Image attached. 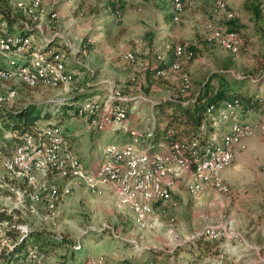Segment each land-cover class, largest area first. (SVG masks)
<instances>
[{"label":"rangeland","instance_id":"rangeland-1","mask_svg":"<svg viewBox=\"0 0 264 264\" xmlns=\"http://www.w3.org/2000/svg\"><path fill=\"white\" fill-rule=\"evenodd\" d=\"M195 4L196 0L186 3L181 20L175 22L172 0H0L3 12L22 21L20 26L15 25L10 30L8 24L1 21L3 33L16 37L22 34L21 29L26 24L30 29L27 37L32 42L31 56L27 51L0 56V66L8 69L13 68V63L22 65L39 55L37 52L44 58L59 53L73 77L72 83L58 89L29 86L19 76H13L10 83L0 81L3 96L9 88L18 90L17 97L14 95L17 99L10 100L14 96L9 95L1 108L13 110L31 103L46 104L49 100L70 98L81 89L89 99L80 102L95 104L106 116L102 130L89 115L81 116L73 107L68 108L64 116L56 114L38 122L43 131H48L50 126L60 127L65 150L75 157L83 173V177L74 172L48 174L49 188L59 185L70 190L59 204H51L48 200L45 204L47 192L42 194L41 203L33 202V188L4 169L3 162L11 157L18 140L9 132L0 133V209L16 210L12 224H0V248L11 243L6 228L26 232L32 227L51 239L61 240L39 247L40 251L30 250L24 264H87L90 259L99 257L105 259L104 264H169L172 256L178 258L182 248L205 238L222 242L237 264H264V213H259L264 206V109L256 121L241 123L253 124L254 130L237 146L240 155L229 169L232 175L230 185L227 183L230 192L214 190L195 194L190 183L191 168L171 197L155 204L146 229L138 228L133 211L121 200L119 187L106 178L95 177V171L108 162V151L124 148L120 145L125 136L129 137L125 144L137 152H144L152 144L149 134H146L148 139L143 150L134 143L130 132H136L129 127L132 126L130 113L152 131L156 123L165 125L157 113L156 105L160 101L181 95L194 100L212 73H224L230 82L264 80V32L254 38L245 35L241 51L231 55L211 41L207 26L217 24L218 20L208 16L209 12H191ZM210 8L213 14L225 15L228 20H239L243 13L242 7L230 8L227 0H212ZM229 14L233 17L229 18ZM0 19L3 20L1 11ZM220 27L227 29L223 25ZM254 29L252 26V32ZM47 38H57L58 44L42 52L40 47L36 48L37 43ZM177 46L193 53L194 59L181 62L182 72L159 78L155 67L159 64L158 69H168ZM192 47L197 49V56ZM160 54L165 57L163 65L157 60ZM130 57L135 58L134 63L128 60ZM226 66L229 67L227 71ZM175 80H179V86H173L176 90L169 87L170 81ZM186 83L191 89L183 92ZM111 89L120 97L114 96ZM90 90L93 91L87 93ZM122 102L128 105L120 109L125 116L109 120L113 113L119 112L115 106ZM219 112L215 113L216 117ZM241 119L246 120L243 116ZM232 121L230 118L229 122ZM229 122L225 124V131ZM235 122L240 123L239 114ZM144 129L147 130L145 127L139 130ZM258 134L261 135L254 137ZM249 138L252 139L246 144ZM160 142L158 149L169 148V144Z\"/></svg>","mask_w":264,"mask_h":264},{"label":"bare ground","instance_id":"bare-ground-1","mask_svg":"<svg viewBox=\"0 0 264 264\" xmlns=\"http://www.w3.org/2000/svg\"><path fill=\"white\" fill-rule=\"evenodd\" d=\"M190 1L191 0H172L173 19L175 22L181 20L186 3ZM262 9H264V6ZM2 24L3 23L0 24V56L9 57L10 54L18 55L26 51L30 53L31 56V40L29 37L26 38L30 31L29 27L25 24L21 29L22 34H18L14 37L11 34L3 33L4 30H1ZM7 29L10 30L8 27ZM207 29L211 32V41L216 45L232 54H238L240 52L243 46V38L240 33L227 31L214 24H209ZM230 36H232V40L228 41L227 39H230ZM37 53L39 55L29 58L28 61L22 63V65L15 66L16 64L13 63V68L8 69L5 66H0V81L10 83V80H13V76H19L22 81L29 86H47L54 87L55 89L73 82V77L70 72L67 71L66 62L64 57H61V54L57 53L53 60L47 64L44 56L40 55L42 53ZM173 54L176 61L171 65L169 70L158 69L156 75L159 78L165 79L171 72H182L183 68L181 62L183 60H193L195 57L193 53L188 52L182 46L174 48ZM128 60L131 61V63L135 62V58L133 57L128 58ZM157 60L160 64L165 63V57L161 54L157 56ZM28 73L31 74L32 80L28 81ZM190 88V84H184V91H188ZM17 94L18 90L15 88H9L6 96L0 93V105L8 101L9 95L16 96ZM15 96L10 100H15L17 97ZM94 105L95 104L78 102L76 104V111H78L81 116L89 115L90 118H92V122L102 130L106 116L103 110H100ZM123 106L128 105L123 102L120 104L118 103L115 109L119 112L113 113L112 116L109 117V120L112 121V119H114L113 117L116 119L122 116L124 117L125 115L120 112ZM217 111H220L219 117H216L217 115L215 113ZM124 114H126V112H124ZM229 119L226 111L223 109L210 107L207 110V118L201 126H204L205 130L209 122L212 124L215 131L213 135L210 136V140L204 145H202L199 139L188 138L169 144L168 149H158L159 145L153 143L148 145L144 152H137L129 145L124 146L122 150L111 148L108 151L109 160L107 163L120 166L119 171L117 173L104 171L105 165H103L95 171V177L106 178L119 187L122 202L131 208L135 215L136 224L141 230L146 229L149 218L154 212L155 204L159 201L168 200L176 185L184 178L191 168L192 177L190 183L195 194H202L210 189L227 194L230 192V187L225 183L223 173L232 166L238 144L244 138L251 136L254 130L253 124L239 125L235 123V118L232 122H229ZM227 122L230 123V126H228V130L225 131L221 127L223 123L226 124ZM47 129L48 131L40 130L39 125L36 124L23 135L9 133L10 136L17 138L18 144L15 145L11 157L4 160L3 167L6 171L14 174L17 178L25 181L33 188V193L31 195V200L33 202L41 203L43 201L42 194L47 192L49 195L47 199L48 202L51 204H59L61 198L69 195L70 190L68 188H62L59 185L49 188V183L46 181L48 174L58 171L63 174L74 172L75 175L81 177H83V175H80L82 172L77 166L75 157L69 151L65 150V141L61 137L62 132L60 127L50 126ZM204 130H202V132H204ZM217 131L219 133H216ZM25 135H32L33 137L26 138ZM44 144L53 146V150L50 147H44ZM24 146L43 149V151H31V159H35V170L40 174V177L36 181L27 180L20 171L12 170V165L16 162V150L18 147ZM222 150L227 151L222 159H218L219 167L212 173H204L198 171L195 165H188L189 158L190 164L204 163L219 156ZM190 151L192 153L191 155ZM163 178H170L166 186L165 184H159V179ZM92 186L94 185L92 184ZM123 186H126L127 193H123ZM104 263L105 259L102 257L92 258L87 262V264ZM145 264L154 263L146 262Z\"/></svg>","mask_w":264,"mask_h":264},{"label":"trees","instance_id":"trees-1","mask_svg":"<svg viewBox=\"0 0 264 264\" xmlns=\"http://www.w3.org/2000/svg\"><path fill=\"white\" fill-rule=\"evenodd\" d=\"M261 4V2H258L252 7L253 13L256 17L264 14L263 9L260 8ZM0 11L3 15V20L0 19V22L2 21L8 24V28H12L15 25L20 26L22 24V21L17 17H13L10 13L3 12L1 9ZM23 26H25V24ZM225 26L229 29H226L227 31L240 33L244 39V44L245 35H247V31L245 30L246 27L244 25L239 24L236 18H232L226 22ZM27 36L26 38H28ZM57 44V38H47V40H43L38 47L41 48L42 52H45L49 51L52 46ZM192 50L197 56V49L192 47ZM55 55H57V53L45 58L46 63H50ZM172 59L173 57L170 58V60ZM175 61L176 58L174 56V61L168 65L169 68L167 70L170 69ZM158 67L159 64L155 67L156 71ZM228 68L229 67L226 66L225 71H227ZM159 69L166 68L160 67ZM172 73L173 72L170 74ZM215 80H217L216 83H214ZM251 82L252 83H250V80H235L230 82L224 73H212L203 82L200 90L194 96V100L186 99L184 96L165 98L156 105L158 117L164 121L165 125L161 126L160 123H156V125L152 127L153 133L150 142L153 144H159L158 142L161 141L160 143L172 144L182 139L191 138L201 140L202 145L206 144L215 131L212 124L209 122L207 123L206 130H204V132L201 130V125L205 122L207 118V110L210 107L225 110L228 117L231 119H234L237 114H239L240 123L237 124L245 125L241 123H245L249 120H242L241 116L245 117V115L250 112H258L261 114L264 109V95H260L258 89L259 86L264 83V80L252 79ZM83 96L86 95L77 94L62 100H49L46 104L31 103L18 108L15 107L13 110H5L0 107V133L2 135L4 132L23 135L28 132L33 125L40 124L38 123L40 120H45L56 114L58 116H64L65 111L70 107L75 108L76 112V104L84 99H89L88 97L84 98ZM225 126V123H223V130H225ZM171 132L174 133L170 135ZM15 211L0 209V224L4 222L11 223ZM5 233L9 240H11V243L8 244L7 247L0 248V264H24V258L30 250L37 248L40 251L42 249L39 247L48 246L54 240H61L57 237H52L51 239L40 229L32 227L26 232H21L16 228H6ZM207 238L217 239V237L211 236H207ZM204 240H206V245H210L211 242H213L206 238ZM219 263L221 262L215 261L213 264ZM180 264L192 263L185 260Z\"/></svg>","mask_w":264,"mask_h":264},{"label":"crops","instance_id":"crops-1","mask_svg":"<svg viewBox=\"0 0 264 264\" xmlns=\"http://www.w3.org/2000/svg\"><path fill=\"white\" fill-rule=\"evenodd\" d=\"M227 1L229 4V7L232 9H239L240 7H242V12H243L241 14L242 18L240 17V19L238 20V23L241 25H244L246 27L245 30L247 31V35L250 34L249 36L251 38H254L255 36H258L260 32H262V31L264 32V14L256 17L253 13V10H252V7L254 5H256L258 2L262 3L260 6V8L262 9V7L264 6V0H227ZM211 2H212V0H196V4L192 8H190V10H191V12L193 11L194 14H198L199 12H202V13L209 12L208 16L211 15V16L215 17L216 20L219 21V22L217 21V24L214 23L216 26L219 25V27H220L223 25V27L227 28V26H224V25L226 24L228 19L226 18L225 15H220V16L218 15L217 16V15L213 14L211 11V8H210ZM186 13H187V11L185 12L184 16L186 15ZM228 17L232 18L233 16H232V14H229ZM252 26L255 27L253 32L251 30ZM40 43H37V44L39 45ZM36 48H39V47L37 46ZM225 52L229 53L228 51H225ZM229 54H231V53H229ZM169 65H170V62H169ZM193 67H195V65H193ZM173 86L178 87L179 86V80L178 81L177 80L170 81L169 87L171 89L173 88L174 90H176V87H173ZM258 89H259L260 95H264V83L261 84ZM92 91L93 90L87 91V93L92 92ZM182 91L186 92V91H184V88H182ZM77 94L85 95L86 92H83V90L80 89V92ZM181 96L183 97L184 95H181ZM83 97L86 98L89 96H83ZM83 101H86V99ZM260 116L261 115L258 112H250V113L245 115V118H246V120H249V121H251V120L256 121L257 119L260 118ZM135 118L136 117L130 113L129 123L132 126H130L129 124L128 125L133 131H135L137 133L136 134V133L130 132L132 135L131 136L132 140H134V143H136L139 146L138 147L139 149L143 150L147 144V139H148L147 135L148 134L152 135V131L150 129H148V128H151L150 126L148 127L147 124L146 125L141 124V122L137 120L138 118L136 120H135ZM254 123H258V122H254ZM141 127H145V128H147V130L144 129L145 131L141 132L140 131ZM112 131L113 130H110V132L113 134L114 132H112ZM117 132H119V131H117ZM259 135H261V134H258L254 137H257ZM254 137H252V138H254ZM252 138L247 139L245 141V143L247 144V141H249ZM128 140H129V137L125 136V138L123 139L122 144L120 146H122V147L126 146L127 144H125V143ZM239 149L240 148H238V147L236 148V156H235L234 162L237 159V157L240 155ZM102 163H103V161L100 162V164L97 166V168L100 165H102ZM233 163H232V165H233ZM230 168H231V166L228 169H226L223 173V179H224L225 183H228L229 185H230V181H231V177H232L231 171L229 170ZM212 191H214V190L210 189V190L206 191L204 194L210 193ZM261 212L264 213V206L261 207L259 213H261ZM233 247H236V246H233ZM256 248H258V247H256ZM227 249L228 248L225 247L224 244L222 242H219V241L218 242L213 241V242H211L210 245H206V240L198 242V243H194V245L188 244L186 247H184V249L182 248V252L178 256V258H176L175 256H172L170 258L169 264H178L182 261L184 262V260H188L192 264H213L215 261H220L221 263H225V264H237L236 259H234V257L231 254L227 253ZM175 258L177 260H174ZM182 258L184 260H181Z\"/></svg>","mask_w":264,"mask_h":264},{"label":"built area","instance_id":"built-area-1","mask_svg":"<svg viewBox=\"0 0 264 264\" xmlns=\"http://www.w3.org/2000/svg\"><path fill=\"white\" fill-rule=\"evenodd\" d=\"M264 12V9H263ZM228 41L232 40V36H230V39H227ZM241 41V40H240ZM32 80L31 74L28 73V81ZM114 93V95L119 96V94H116L115 89H111ZM206 126V125H205ZM91 131H92V126H90ZM201 130H204V126H201ZM26 138H32V135H25ZM189 145V144H188ZM44 147H50L53 150V146H49L48 144H44ZM230 148V145H229ZM31 151H43V149H36L32 146H24V147H18L16 150V162L12 165V170H18L22 173L24 177H26L27 180H32L36 181L39 177L40 174L35 170V159H31ZM227 150H222L220 152V155L217 156L216 158L206 161L204 163H198V164H190V158L188 160V165H195L198 171H202L204 173H212L214 170H216L218 166V159H222L223 155L225 154ZM190 151V155H191ZM149 156V155H147ZM187 165V166H188ZM59 166V164H58ZM119 167L117 165H110L109 163L106 162L105 164V170L104 171H110V172H118ZM10 173V172H9ZM80 175H83L81 173ZM170 180V178H163L159 179V184H165ZM91 183L93 184V180H90ZM94 185V184H93ZM123 193H127L126 186H123ZM152 194V193H150ZM150 196V195H149ZM49 197V195H48ZM45 203H47V199L44 200ZM34 250H31V252Z\"/></svg>","mask_w":264,"mask_h":264}]
</instances>
